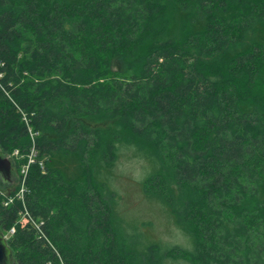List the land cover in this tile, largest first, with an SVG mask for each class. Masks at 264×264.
I'll list each match as a JSON object with an SVG mask.
<instances>
[{
    "label": "trees",
    "instance_id": "trees-1",
    "mask_svg": "<svg viewBox=\"0 0 264 264\" xmlns=\"http://www.w3.org/2000/svg\"><path fill=\"white\" fill-rule=\"evenodd\" d=\"M0 148L17 264H264V0H0ZM123 150L189 247L120 217Z\"/></svg>",
    "mask_w": 264,
    "mask_h": 264
},
{
    "label": "rangeland",
    "instance_id": "rangeland-1",
    "mask_svg": "<svg viewBox=\"0 0 264 264\" xmlns=\"http://www.w3.org/2000/svg\"><path fill=\"white\" fill-rule=\"evenodd\" d=\"M14 168L18 183L10 194L0 189L5 196L12 197L23 188L24 167L14 165ZM150 171L151 164L145 159L136 157L131 151L123 150L120 153L119 162L111 175V186L117 195L118 213L126 224L137 226L149 240L187 248L190 245L187 237L174 223L166 208L143 194L141 184Z\"/></svg>",
    "mask_w": 264,
    "mask_h": 264
},
{
    "label": "water",
    "instance_id": "water-1",
    "mask_svg": "<svg viewBox=\"0 0 264 264\" xmlns=\"http://www.w3.org/2000/svg\"><path fill=\"white\" fill-rule=\"evenodd\" d=\"M14 162L9 156L3 155L0 148V189L10 194L18 183ZM0 231V264H17L11 259V252L7 245L5 235Z\"/></svg>",
    "mask_w": 264,
    "mask_h": 264
},
{
    "label": "built area",
    "instance_id": "built-area-1",
    "mask_svg": "<svg viewBox=\"0 0 264 264\" xmlns=\"http://www.w3.org/2000/svg\"><path fill=\"white\" fill-rule=\"evenodd\" d=\"M15 155H18V152H16ZM35 157H36V154L33 152V154L30 156L29 164L34 162ZM27 170H28V166H26V167L23 168L22 178H23V176L26 175ZM26 191H27V189H26V187L24 186V179H23V188H22L21 192L18 193V194H16V195H14V196H12V197H11V196H6V197H7V200L5 201V205H4V206H9L11 203L14 202V200H15L17 197H19V198H23V197H24V194L26 193ZM14 233H15L14 229H12L9 233H7V234L5 235L6 240L9 238L10 235H12V234H14Z\"/></svg>",
    "mask_w": 264,
    "mask_h": 264
}]
</instances>
